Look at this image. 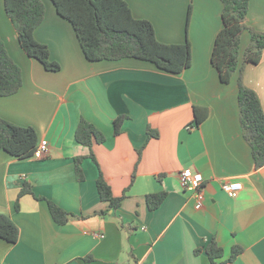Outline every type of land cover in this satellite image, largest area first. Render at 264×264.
Wrapping results in <instances>:
<instances>
[{"label":"crops","instance_id":"0c3cea01","mask_svg":"<svg viewBox=\"0 0 264 264\" xmlns=\"http://www.w3.org/2000/svg\"><path fill=\"white\" fill-rule=\"evenodd\" d=\"M126 1L135 17L153 24L161 42L190 41L188 68L173 74L132 57L88 61L71 23L43 0L34 37L60 65L46 70L21 49L0 0V38L22 77L16 93L0 96V118L32 126L38 143H47L41 157L18 159L0 149V212L19 230L16 242L0 238V264H211L204 248L212 239L223 248L218 263L264 264V165H254L237 102L240 77L264 112V52L222 83L210 61L222 27L219 0ZM247 24L264 30V0H249ZM249 42L246 30L240 59ZM194 106L208 109L200 124L193 121ZM120 115L126 117L115 134ZM81 118L103 133V142L75 140ZM148 129L157 135L148 138ZM76 156L83 157L81 181ZM185 168L202 174L200 209L193 191L179 184ZM100 174L113 196L123 195L118 208L99 197ZM225 181L241 188L228 195ZM23 184L31 193L19 195ZM159 191L166 192L163 202L149 210L146 195ZM46 200L67 212L64 224L53 220ZM234 245L242 251L227 263Z\"/></svg>","mask_w":264,"mask_h":264},{"label":"trees","instance_id":"16d2710c","mask_svg":"<svg viewBox=\"0 0 264 264\" xmlns=\"http://www.w3.org/2000/svg\"><path fill=\"white\" fill-rule=\"evenodd\" d=\"M51 1L57 13L71 23L88 61L132 57L149 61L158 69L173 74L182 72L191 64V44L187 38L181 43L161 42L156 37L153 24L146 18L135 17L126 0ZM219 1L222 27L214 38L210 61L217 70L219 80L228 83L233 72L241 70L246 64L259 62L264 52V30H255L247 24L249 0ZM3 5L21 49L29 57L38 60L46 70L58 71L60 65L50 58L47 44L34 37V30L45 14L43 0H3ZM190 12L191 4L188 6L187 24ZM246 30L250 33V42L240 59V36ZM237 83L242 134L251 147L254 165L259 168L264 165V112L257 94L246 87L240 77ZM21 85V69L9 56L0 38V96L16 93ZM207 115V107H193L195 124H200ZM125 117L120 115L115 118V134L119 132ZM74 135L78 143L86 146L101 143L105 139L103 133L84 118L79 120ZM156 135V131L148 129V138ZM37 139V132L32 126H20L0 118V149L9 155L18 159L32 157L38 145ZM82 158L74 157L75 176L79 181L84 179L80 166ZM96 188L99 197L109 202L110 207L120 206L123 195L113 196L107 179L101 174L96 179ZM26 193H31V188L23 184L19 195ZM165 196V191L147 194L146 203L149 210L158 208ZM46 201L53 220L57 224H64L67 221V212L51 200ZM18 235V227L11 216L0 212V238L13 243L17 241ZM204 251L211 264H223L217 262L223 255V248L214 239L205 246ZM241 251V246H232L225 262L234 260Z\"/></svg>","mask_w":264,"mask_h":264},{"label":"built area","instance_id":"2783aa9c","mask_svg":"<svg viewBox=\"0 0 264 264\" xmlns=\"http://www.w3.org/2000/svg\"><path fill=\"white\" fill-rule=\"evenodd\" d=\"M47 143L42 140L38 143L34 151L35 157H41L45 152ZM179 184L184 189H191L194 196V207L200 209L203 206L204 193H203V177L199 172H194L190 168L182 169L178 172ZM221 188L228 195H233L241 188V183L237 181H225L221 184Z\"/></svg>","mask_w":264,"mask_h":264},{"label":"rangeland","instance_id":"374dc122","mask_svg":"<svg viewBox=\"0 0 264 264\" xmlns=\"http://www.w3.org/2000/svg\"><path fill=\"white\" fill-rule=\"evenodd\" d=\"M191 3H189V5H190ZM188 5V6H189ZM191 6H192V4H191ZM186 15H185V23H184V32L186 33V31H187V14H188V7H187V11H186V13H185ZM189 17H190V15H189ZM188 20H189V18H188ZM231 79V78H230Z\"/></svg>","mask_w":264,"mask_h":264}]
</instances>
